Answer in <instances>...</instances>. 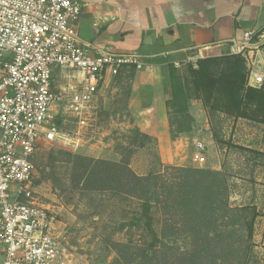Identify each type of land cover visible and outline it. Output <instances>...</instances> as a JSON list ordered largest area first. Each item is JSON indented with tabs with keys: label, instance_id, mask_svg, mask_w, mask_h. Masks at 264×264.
<instances>
[{
	"label": "rangeland",
	"instance_id": "1",
	"mask_svg": "<svg viewBox=\"0 0 264 264\" xmlns=\"http://www.w3.org/2000/svg\"><path fill=\"white\" fill-rule=\"evenodd\" d=\"M203 56L196 58V68L189 60L176 68L177 75L192 98L190 106L194 111L200 110L205 125V128H197L196 135H191V138L185 135L188 132H179L188 128L190 122L174 111L166 112L171 138L181 137L176 161L161 163L156 147L158 133L152 128L155 119L151 115H136L137 110L133 108L131 100L133 71L122 72L106 81L97 107L91 110L88 127H78L67 113L59 125V133L64 138L42 143L36 150L33 161L39 177L34 181L35 202L55 216L56 235L69 249L71 264H126L114 245L130 241L140 243L143 238L151 240L152 237L144 229L145 219L140 203L119 192L86 190L88 172L77 182L68 153L115 163L128 160L130 169L141 177L163 174L170 179L167 176L169 167L220 168L218 171L226 178H235L231 182L229 178L228 183V203L234 209L244 205L248 207L250 192L262 190L259 186L263 183L257 180H264V102L244 100L238 109L223 91L222 83H218L211 93H199L201 100L197 99L188 67L197 69V60L208 58ZM222 70L223 63L213 69L214 80L218 79ZM246 88L249 87L245 85ZM240 96L243 98L244 91L240 92ZM162 119L164 116L160 115L157 121L160 123ZM136 120L142 124L138 125ZM206 136L212 137L211 148L209 152H204L205 163L200 164L192 160V143L202 141ZM236 193L239 194L237 199ZM164 214L160 209L150 212L157 233ZM250 214V211L232 212L222 222L230 225L234 218H240V224L229 226L226 230H239L241 239L245 241ZM136 218H140L141 228L132 226L136 224ZM256 236L254 230L253 242L248 243L250 251L243 264H264L263 241ZM185 240L182 237L180 244ZM159 248L160 244H157L156 249Z\"/></svg>",
	"mask_w": 264,
	"mask_h": 264
},
{
	"label": "built area",
	"instance_id": "2",
	"mask_svg": "<svg viewBox=\"0 0 264 264\" xmlns=\"http://www.w3.org/2000/svg\"><path fill=\"white\" fill-rule=\"evenodd\" d=\"M82 7L77 0H0L1 264H71L55 216L35 202V152L64 138L59 125L67 113L88 127L108 79L152 68L137 52L93 51L82 43L76 25ZM227 55L243 61L246 86L260 88L264 26L232 40ZM189 61L196 68V58ZM56 70L66 74V85L55 87ZM204 152L195 140L192 160L205 163Z\"/></svg>",
	"mask_w": 264,
	"mask_h": 264
},
{
	"label": "trees",
	"instance_id": "3",
	"mask_svg": "<svg viewBox=\"0 0 264 264\" xmlns=\"http://www.w3.org/2000/svg\"><path fill=\"white\" fill-rule=\"evenodd\" d=\"M221 63L223 70L214 80L213 69ZM176 71L173 65H168L170 99L165 106L168 113L174 111L191 125L193 119L188 113V103L192 98ZM188 71L199 100V93H211L218 83H222L223 91L238 109L244 100L264 102L259 90L245 89V68L237 56L198 59L197 69L189 66ZM241 91H244L243 98ZM190 125L179 132H189ZM212 137L216 141L215 134L212 133ZM68 156L73 162L77 182L88 172L86 190L119 192L140 203L145 219L144 229L152 238H143L140 243H116L114 249L126 264H243L250 251L248 243H252L253 223L258 214L248 207L234 209L229 206L227 178L222 172L169 167L167 176L170 179L163 174L141 177L130 169L128 160L115 163L73 153H68ZM154 209L165 213L158 233L150 215ZM247 211L251 214L243 241L239 230H226L229 226L240 224V218H234L230 225L222 221L232 212ZM134 222L136 224L132 226L142 227L140 218ZM182 237L187 241L180 244ZM157 244H160L159 249H156Z\"/></svg>",
	"mask_w": 264,
	"mask_h": 264
},
{
	"label": "crops",
	"instance_id": "4",
	"mask_svg": "<svg viewBox=\"0 0 264 264\" xmlns=\"http://www.w3.org/2000/svg\"><path fill=\"white\" fill-rule=\"evenodd\" d=\"M83 4L77 20L82 43L96 50L115 53L137 52L152 66L134 71L131 100L136 115H150L155 119L152 128L158 133L157 153L161 163L177 158L181 137L172 139L168 132L165 102L170 99L168 65L177 68L192 58L221 57L228 54L232 40H240L250 30L264 26V0H77ZM132 71L126 69L123 72ZM66 74L54 73L55 87L67 84ZM259 90L264 96V82ZM188 103L193 122L185 135H196V129L205 128L203 115ZM136 105V106H135ZM164 116L159 123L158 117ZM157 118V119H156ZM264 119V117H263ZM138 125L142 124L136 120ZM192 138V136H191ZM206 153L212 137L201 141ZM193 150L194 144L192 143ZM176 153V154H175ZM218 171L220 168H212ZM235 178H227L229 183ZM262 190L250 192L248 208L258 216L253 223L255 238L264 246V180H257ZM239 194L236 193L235 199ZM229 198V197H228ZM238 207H246L238 206ZM253 240V235H252ZM253 242V241H252Z\"/></svg>",
	"mask_w": 264,
	"mask_h": 264
}]
</instances>
